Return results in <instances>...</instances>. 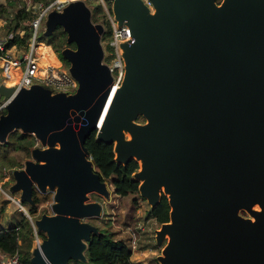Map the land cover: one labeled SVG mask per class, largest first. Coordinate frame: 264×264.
<instances>
[{
    "label": "water",
    "instance_id": "1",
    "mask_svg": "<svg viewBox=\"0 0 264 264\" xmlns=\"http://www.w3.org/2000/svg\"><path fill=\"white\" fill-rule=\"evenodd\" d=\"M110 1L119 26L134 29L121 46L120 87L104 62V26L83 0L49 13L43 33L62 27L76 46L60 56L77 90L0 86L10 100L0 144L20 131L42 146L13 170L9 193H20L21 206L34 205L35 190L54 194L51 215L27 214L45 235L31 264L88 262V243L100 235L88 220L103 216L90 195L111 198L86 147L96 131L118 163L141 162L133 178L151 209L169 201L161 264H264V0H150L154 11L142 0Z\"/></svg>",
    "mask_w": 264,
    "mask_h": 264
},
{
    "label": "trees",
    "instance_id": "2",
    "mask_svg": "<svg viewBox=\"0 0 264 264\" xmlns=\"http://www.w3.org/2000/svg\"><path fill=\"white\" fill-rule=\"evenodd\" d=\"M13 0H5V4H0V16L2 19L7 15V7H12ZM19 3V0H17ZM37 2H48L49 0H34ZM222 0H218V4ZM7 6V7H6ZM13 8V7H12ZM14 9V8H13ZM24 6L16 7L14 9L15 17L13 19H5V30L7 32L23 27L27 31L25 38L16 39L11 43L10 47L17 44H24L28 40L30 34L28 32L29 23L31 21V14L26 13ZM92 20L95 23H100L103 8L101 6H94ZM93 14V13H92ZM110 36V31H106L102 40H106ZM41 42L47 46H51L57 52H61L64 48H75L74 44H67V34L62 27H58L53 36L49 38H42ZM61 61L65 64L69 63L60 56ZM139 123H145V119L140 117ZM38 141L34 136L23 134L20 131H15L9 134L7 142L0 144V170L9 167L11 169H22V159L12 156V153H22L26 159L31 158V151L36 147ZM91 157L94 162L95 172L101 175L103 181H108L113 178L114 191L117 196L127 197L129 194H138L139 182L133 178V175L139 170V164L133 160L127 165L118 163L115 160L114 145L97 141V131L92 133L90 138L86 141ZM14 180V178H12ZM34 205L30 206V214L32 217L38 216L39 209L52 200L51 193L43 196L37 190L33 195ZM150 218L159 225L170 222L171 207L166 196L162 197L159 205L154 209H150ZM42 214L38 216L40 218ZM18 229V230H17ZM99 229V228H98ZM99 236H92L88 243V250L86 257L87 263L71 261L69 264H133L131 257L133 255L132 247L124 240H114L113 236L108 233H103L99 229ZM38 235L45 238L44 233L39 232ZM35 245V233L33 226L26 216L22 220L8 229L0 230V261L4 255L13 256L16 253L21 254L22 262L24 264H31L32 251Z\"/></svg>",
    "mask_w": 264,
    "mask_h": 264
},
{
    "label": "built area",
    "instance_id": "3",
    "mask_svg": "<svg viewBox=\"0 0 264 264\" xmlns=\"http://www.w3.org/2000/svg\"><path fill=\"white\" fill-rule=\"evenodd\" d=\"M22 3H30L28 0H20ZM75 0H49L48 2H37L34 9L27 12L31 13V21L29 23V38L24 44H17L10 47L11 43L20 37L25 38L26 31L20 32L5 30L6 21L0 16V86L2 80L8 85L16 87V89L31 88L33 85H41L46 89L52 90L54 93L65 92L74 93L78 88L77 81L71 76L69 70L64 69L62 64L59 67H42L40 65L41 55L39 49L42 45L41 42L43 33L45 31V22L49 13L52 11H62L70 2ZM87 5L93 3L96 6L103 8L100 23L104 26V34L110 31V36L104 41V45L108 50H105V57L108 62H104L110 67L114 77V87L121 86L125 76V63L123 59V51L121 46L123 43L131 39L134 29L132 26L123 24L119 26L118 21L112 12V3L110 0H83ZM143 3L151 10L154 11L153 4L150 0H142ZM89 6V5H88ZM90 7V6H89ZM93 11V7H90ZM26 11V9H25ZM12 19V18H11ZM106 24L108 26H106ZM102 35V38L104 36ZM45 47H49L46 46ZM52 51L51 46L49 47ZM12 71L20 73V79L17 83L10 82ZM0 115L6 112V107L9 99L0 98ZM13 170L4 168L2 171L3 178L6 182H10L13 178ZM2 188V184H0ZM8 198L10 194H7ZM35 231V228L33 226ZM18 230V229H17ZM37 234L36 232H34ZM39 242V240H37ZM0 264H24L22 256L16 253L13 256L4 255Z\"/></svg>",
    "mask_w": 264,
    "mask_h": 264
},
{
    "label": "rangeland",
    "instance_id": "4",
    "mask_svg": "<svg viewBox=\"0 0 264 264\" xmlns=\"http://www.w3.org/2000/svg\"><path fill=\"white\" fill-rule=\"evenodd\" d=\"M28 1L30 3L26 4L24 2L22 3L20 0L19 3L17 0H13L12 2L14 4L12 5V7L16 9V7L24 6V8L26 9V11H24L31 14L30 12H27V9L32 11L36 5V2L34 0ZM0 4L4 5L5 0H0ZM88 5L90 7L96 6L93 3H88ZM12 7H7L8 13L5 16L4 20H9L11 18L13 19L15 17V12ZM92 13L93 16L95 12L92 11ZM106 26L108 25L106 24ZM21 30H24L23 27H19L13 31L20 32ZM42 38L46 37L44 36ZM104 41L106 40H102L103 43ZM104 48L105 50H108L105 45ZM53 52L62 64V67L69 70L70 64H65L60 59L61 52L59 53L54 49ZM105 61L108 62L106 57ZM41 147L42 146L40 142H38L35 148ZM11 155L22 159L21 163L23 165V168L25 167L26 161L32 160V158L26 159L22 153H12ZM115 157L117 158L116 153ZM5 168L7 170L11 169L9 167ZM3 170L4 168L0 170V184H2V188H0V230L8 229L14 224L20 222L23 216H26L27 218L28 215L31 216L30 205L23 204L21 206L19 203L20 193H9V189L15 183V180L12 179L10 180V182H6L2 175ZM140 170L141 168L139 166L138 171ZM106 182L108 183L109 189L111 191L110 200H106L104 197L97 194L90 195V202H100L101 204H103V216L100 219L95 218L88 221L97 226L103 233L109 232L113 236L114 240H124L125 242H127L133 249V255L131 257V262L133 264H161L159 261V257L163 255V250L168 243V237L167 240L161 242L159 241L158 232L161 231L162 225L157 224L150 218L149 211L151 209V205L149 204L148 200L142 197L140 192H138V194H129L127 197L117 196L114 191L113 178L109 179ZM139 184H141V182ZM7 194H10L11 198H8ZM51 195L52 200L39 209L38 216L40 214H52L51 206L53 204L54 194L51 193ZM253 211L259 212L262 211V209H259L258 206H255L251 212ZM251 212L246 210L241 211L240 216L244 219H249L252 220V222H255V217ZM38 216H31L32 220L35 221L36 219H39ZM30 223L33 226L32 222ZM38 233L35 234L34 246H36L38 242L37 240L41 242V240L43 239L38 235ZM20 252L21 254H24V250H21Z\"/></svg>",
    "mask_w": 264,
    "mask_h": 264
},
{
    "label": "bare ground",
    "instance_id": "5",
    "mask_svg": "<svg viewBox=\"0 0 264 264\" xmlns=\"http://www.w3.org/2000/svg\"><path fill=\"white\" fill-rule=\"evenodd\" d=\"M128 41H130V39ZM39 54L41 55L40 65L42 67H59L60 66V64H61L60 61L58 60V58L55 56L54 52L49 47H45V45H42L39 49ZM19 79H20V73L18 71H12L11 76H10V82L11 83L12 82L17 83L19 81ZM113 97H114V95H112V97L109 100V103H108L106 111H105V115L103 116V120L106 116V113H107L109 107H110V104L113 100ZM102 125H103V123L101 122L100 128H102ZM124 135L126 137L129 136L126 132H124ZM140 165H141V162H140Z\"/></svg>",
    "mask_w": 264,
    "mask_h": 264
},
{
    "label": "flooded vegetation",
    "instance_id": "6",
    "mask_svg": "<svg viewBox=\"0 0 264 264\" xmlns=\"http://www.w3.org/2000/svg\"><path fill=\"white\" fill-rule=\"evenodd\" d=\"M76 48V47H75ZM75 48H72V49H75Z\"/></svg>",
    "mask_w": 264,
    "mask_h": 264
}]
</instances>
